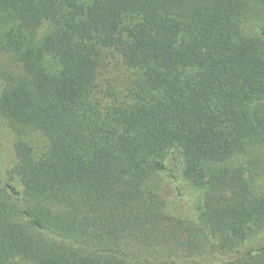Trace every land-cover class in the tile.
<instances>
[{"label": "trees", "instance_id": "1", "mask_svg": "<svg viewBox=\"0 0 264 264\" xmlns=\"http://www.w3.org/2000/svg\"><path fill=\"white\" fill-rule=\"evenodd\" d=\"M263 11L0 0L12 23L0 51L16 69L0 66V120L16 138L8 163L0 139V264H264V247L240 250L264 198L229 165L264 143V22L245 29ZM105 56L128 71L124 88L101 85ZM162 173L202 189L196 219L166 212L148 187Z\"/></svg>", "mask_w": 264, "mask_h": 264}, {"label": "rangeland", "instance_id": "2", "mask_svg": "<svg viewBox=\"0 0 264 264\" xmlns=\"http://www.w3.org/2000/svg\"><path fill=\"white\" fill-rule=\"evenodd\" d=\"M7 17L0 14V42H3L6 33L10 30L12 23ZM264 22V11L256 18H251L245 23L246 32L250 36H256L258 24ZM1 50V49H0ZM110 53H106L108 55ZM10 59L0 51V66L2 69L12 72L16 71ZM104 66L101 75V85L105 88L113 81L118 89L124 88L128 83L129 73L124 69L118 57L108 56L103 60ZM49 69H56L58 65L54 60H49ZM0 139L5 144L4 153L8 162L12 157L11 145H14L16 138L12 136L10 125L6 121L0 120ZM16 136V135H15ZM23 138L33 146L37 155L43 153L48 146V141L39 132L27 131L18 138ZM232 167L244 170L246 177L250 181L253 194L257 198H264V143L255 147H248L232 159L229 164ZM148 187L158 193L166 204V212L169 215L183 219H196L203 199V191L195 187L191 182L180 177L177 182H173L167 174H155L148 182ZM241 251H248L254 248L264 247V220L251 225L248 230L247 241L240 246Z\"/></svg>", "mask_w": 264, "mask_h": 264}]
</instances>
